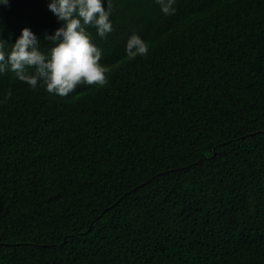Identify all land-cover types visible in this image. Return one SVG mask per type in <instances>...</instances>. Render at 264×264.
Segmentation results:
<instances>
[{"label":"trees","instance_id":"obj_1","mask_svg":"<svg viewBox=\"0 0 264 264\" xmlns=\"http://www.w3.org/2000/svg\"><path fill=\"white\" fill-rule=\"evenodd\" d=\"M48 2L0 4L6 52ZM111 4L104 87L0 74V264H264V0Z\"/></svg>","mask_w":264,"mask_h":264},{"label":"clouds","instance_id":"obj_2","mask_svg":"<svg viewBox=\"0 0 264 264\" xmlns=\"http://www.w3.org/2000/svg\"><path fill=\"white\" fill-rule=\"evenodd\" d=\"M156 2L163 14L175 13L176 0ZM7 3L8 0H0V4ZM111 8V0L107 9L102 0H49V11L63 22L52 35L43 37L52 47L47 52L41 50L42 42L26 27L7 52L9 43L0 38V74L11 71L31 88L42 82L48 93L61 97L70 95L80 85L104 87L110 70L100 63L101 50L92 42L87 28H95L102 38L111 33ZM125 51L129 58L145 56L148 44L133 34Z\"/></svg>","mask_w":264,"mask_h":264}]
</instances>
